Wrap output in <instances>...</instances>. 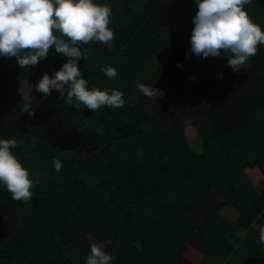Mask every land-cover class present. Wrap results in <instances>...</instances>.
<instances>
[{
	"label": "trees",
	"instance_id": "obj_1",
	"mask_svg": "<svg viewBox=\"0 0 264 264\" xmlns=\"http://www.w3.org/2000/svg\"><path fill=\"white\" fill-rule=\"evenodd\" d=\"M93 3L110 6L114 38L80 45L90 51L77 66L89 90L122 92L123 107L76 109L67 87L63 97L52 89L26 101L11 78L34 86L68 58L53 47L21 68L0 55V139L18 142L10 151L33 181L27 202L0 183V264H86L93 243L110 264H264V44L237 72L227 56L191 53L197 0ZM246 7L252 22L264 17ZM138 83L163 96H145ZM184 120L197 129L199 153ZM186 245L199 262L185 257Z\"/></svg>",
	"mask_w": 264,
	"mask_h": 264
},
{
	"label": "clouds",
	"instance_id": "obj_2",
	"mask_svg": "<svg viewBox=\"0 0 264 264\" xmlns=\"http://www.w3.org/2000/svg\"><path fill=\"white\" fill-rule=\"evenodd\" d=\"M249 3L251 0H197L191 53L204 58L227 56L228 66L239 72L249 58L257 54V46L264 44V32L244 10V5ZM110 16L109 5L95 4L93 0H0V55L15 58L18 65L25 68L36 66L54 47L68 60L51 77L45 73L33 86L36 92L47 96L55 89L63 97L67 87L65 103L76 109L83 105L95 112L102 106L123 107L122 92L112 89L109 94L97 88L89 90L77 66V61L86 60L90 51L87 48L82 51L80 45L113 40L114 32L108 27ZM101 70L109 78L117 76L111 66ZM137 88L149 98L163 96V92L153 86L138 83ZM24 112L34 115L28 105ZM32 143L35 146V138ZM18 146L14 139H0V183L6 186L13 200L27 202L32 199L33 181L10 151ZM54 166L59 171L62 162L54 158ZM259 238L264 242V226L259 229ZM133 246L139 247L138 243ZM102 249V244L93 243L86 264H110L113 257Z\"/></svg>",
	"mask_w": 264,
	"mask_h": 264
},
{
	"label": "rangeland",
	"instance_id": "obj_3",
	"mask_svg": "<svg viewBox=\"0 0 264 264\" xmlns=\"http://www.w3.org/2000/svg\"><path fill=\"white\" fill-rule=\"evenodd\" d=\"M11 80H12L13 84L16 86V88L19 91V93L21 94V96L26 101H30L36 95L37 92L35 91V88L31 84H29L28 82H26L22 79L16 78V77L11 78ZM183 130H184V135L186 137V140H187L189 146L194 150V152H196V153L201 152L202 146H201L200 136L197 132V129L190 122V120H184V129ZM258 181H257V179H252V180L249 179V181H245V182L251 183L253 185L255 184L256 186L261 187V185L258 184ZM221 214L226 216V217H229V218L235 217V212L231 208L223 209L221 211ZM88 238L90 240H94V238L91 235H88ZM184 255L188 260L193 261L195 263L199 262L201 259V254L188 245H186V247L184 249Z\"/></svg>",
	"mask_w": 264,
	"mask_h": 264
},
{
	"label": "crops",
	"instance_id": "obj_4",
	"mask_svg": "<svg viewBox=\"0 0 264 264\" xmlns=\"http://www.w3.org/2000/svg\"><path fill=\"white\" fill-rule=\"evenodd\" d=\"M254 1H251L250 4H246L244 6H247L246 8H248L249 5H254L256 7H259L260 12H264V0H259L257 2H254ZM259 19L261 20L260 22H253V23L259 25L260 28H261V31L264 32V17L262 16ZM249 179L252 180L251 177L250 178H247L248 181H249ZM255 179H257V178H255Z\"/></svg>",
	"mask_w": 264,
	"mask_h": 264
}]
</instances>
